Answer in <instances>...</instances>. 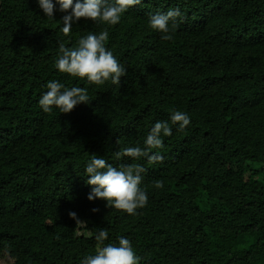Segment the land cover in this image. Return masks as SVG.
Instances as JSON below:
<instances>
[{
  "label": "trees",
  "instance_id": "trees-1",
  "mask_svg": "<svg viewBox=\"0 0 264 264\" xmlns=\"http://www.w3.org/2000/svg\"><path fill=\"white\" fill-rule=\"evenodd\" d=\"M176 7L185 19L163 40L149 14ZM65 14L0 0V264H81L103 228L105 244L128 238L140 264H264V0H142L114 26L81 18L69 36ZM105 29L127 68L119 85L54 67L59 42ZM49 80L86 87L90 103L44 112ZM174 110L191 119L182 131ZM157 121L172 127L153 150L162 163L114 159L144 147ZM94 154L147 169L136 215L87 198Z\"/></svg>",
  "mask_w": 264,
  "mask_h": 264
},
{
  "label": "clouds",
  "instance_id": "clouds-1",
  "mask_svg": "<svg viewBox=\"0 0 264 264\" xmlns=\"http://www.w3.org/2000/svg\"><path fill=\"white\" fill-rule=\"evenodd\" d=\"M38 6L46 17L54 19L56 5L59 11L66 13L62 16L61 28L64 36H69L73 23L81 18L97 23L114 26L118 24L122 15L129 8L139 5L142 0H37ZM184 14L179 7L169 8L166 12L157 11L149 14V25L163 35V40H171V32L184 21ZM109 32L105 29L98 34L89 33L81 36L75 46H67L63 42L58 43V54L54 67L61 73L86 80L89 85H104L111 81L114 85L121 83V78L127 75V68L118 61L113 52L106 47ZM47 91L40 99L39 105L44 112H51L53 107L61 113L71 112L79 104H89L90 97L86 87H66L58 80H49L46 84ZM172 125H177L178 130H184L191 122L189 115L180 110H174L170 114ZM172 135V127L167 121H157L151 127L144 147L129 146L113 153L115 160L120 161L127 157L133 161L146 158L149 164L162 163L163 156L154 149L164 147L163 137ZM88 179L86 183L91 187L87 198L90 201L104 199L106 206L136 215L137 210L144 208L148 203V194L142 183L147 169L140 163H127L114 166L103 156L92 155L85 167ZM154 186L163 188L161 180H156ZM98 211V209H93ZM69 216L81 223L75 212H69ZM108 230L100 229L95 236L97 248L94 255H87L81 260V264H140L142 257L134 251L132 242L121 236L118 244L107 243Z\"/></svg>",
  "mask_w": 264,
  "mask_h": 264
},
{
  "label": "rangeland",
  "instance_id": "rangeland-1",
  "mask_svg": "<svg viewBox=\"0 0 264 264\" xmlns=\"http://www.w3.org/2000/svg\"><path fill=\"white\" fill-rule=\"evenodd\" d=\"M261 178H264V175H263V173H262V175L260 176Z\"/></svg>",
  "mask_w": 264,
  "mask_h": 264
}]
</instances>
